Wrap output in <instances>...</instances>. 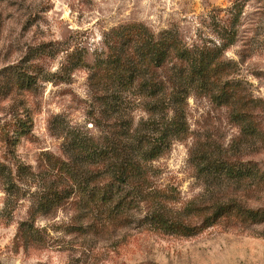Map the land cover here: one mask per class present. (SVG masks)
Instances as JSON below:
<instances>
[{"label":"rangeland","instance_id":"rangeland-1","mask_svg":"<svg viewBox=\"0 0 264 264\" xmlns=\"http://www.w3.org/2000/svg\"><path fill=\"white\" fill-rule=\"evenodd\" d=\"M128 36L207 80L162 101L188 65L130 79ZM175 107L184 132L117 182L112 139ZM105 186L143 194L108 215ZM0 264H264V0H0Z\"/></svg>","mask_w":264,"mask_h":264},{"label":"trees","instance_id":"trees-1","mask_svg":"<svg viewBox=\"0 0 264 264\" xmlns=\"http://www.w3.org/2000/svg\"><path fill=\"white\" fill-rule=\"evenodd\" d=\"M141 32L140 29H137ZM127 32V31H126ZM129 34V31H128ZM129 45L133 46L134 54L132 57L125 60L127 69L125 72L129 73L130 79H134L141 67L148 60V64L152 67H162L168 61L174 53V57H177L181 62H185L188 65L187 69L183 70H174L172 79H169V84L171 85L172 90H165V97L162 101H167L169 98L172 99L174 104H179L183 97L186 96L188 88L193 84L197 83L199 80L206 81L204 79L208 77V71L204 67H209L208 63L205 62L204 57L201 62L197 63V60L191 55L190 51L184 47H181L179 43L171 44L168 41L163 42V47L158 49L157 45H152L148 41L136 40L132 36H128L127 39L121 43V47H128ZM147 50V51H145ZM150 53V56L146 57V54ZM149 58V59H148ZM115 63H117L115 61ZM167 84H164L165 89ZM168 90V88H167ZM150 93L154 96L156 95V90L152 89ZM185 95V96H184ZM170 106V103H165V105ZM174 106V105H173ZM175 107L173 110V116L171 118L166 117L163 124L161 135L157 138H143L140 135H137L138 132L133 134H124L120 133V138L112 139L110 151L107 153L114 154L117 159V163L114 169V173L117 179V182L126 184L129 180H136L142 174L144 175L145 171L142 170V166L139 161L143 160H153L158 157L166 148L170 145V140L172 137H179L185 130L186 125L184 122V114ZM167 116V115H166ZM121 137H124L123 139ZM134 196L128 200L129 194H124L125 189H112L109 187H104L100 191L103 204L113 202L118 200L116 206L107 211L108 215H120L124 210L130 208L132 203L137 200V197H140L143 193V190H139L138 187L135 188ZM150 193L147 194L149 197Z\"/></svg>","mask_w":264,"mask_h":264}]
</instances>
